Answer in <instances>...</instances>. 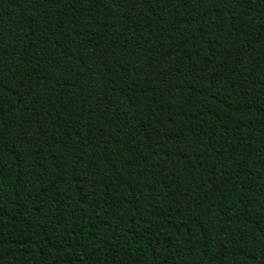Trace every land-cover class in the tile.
<instances>
[{"label":"trees","instance_id":"obj_1","mask_svg":"<svg viewBox=\"0 0 264 264\" xmlns=\"http://www.w3.org/2000/svg\"><path fill=\"white\" fill-rule=\"evenodd\" d=\"M0 264H264V0H0Z\"/></svg>","mask_w":264,"mask_h":264}]
</instances>
